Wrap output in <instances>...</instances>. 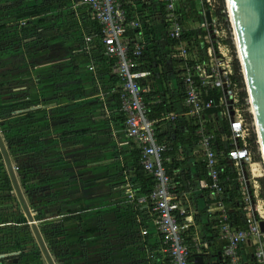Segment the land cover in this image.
Instances as JSON below:
<instances>
[{"label": "crops", "instance_id": "1", "mask_svg": "<svg viewBox=\"0 0 264 264\" xmlns=\"http://www.w3.org/2000/svg\"><path fill=\"white\" fill-rule=\"evenodd\" d=\"M50 2L57 7V27L60 21L65 23L66 5L74 9L80 6V0H0V24L6 26L0 30V113L11 106H18L15 112H19L20 106L26 105L24 110L30 116L27 130L32 139L37 136L36 145L41 151L35 160L41 166L40 175L34 164L30 166L32 180L22 189L23 196L28 197L30 216L39 223L33 210L42 209L41 220L56 227L51 233L47 230V234L39 229L55 264H168L151 205L131 189V159L138 148L114 123L118 100L109 77L116 75L115 71L94 67L90 71L84 66L77 69L65 50L68 45L40 44L37 37L43 33L42 27L24 32L18 27L19 21L36 24L45 17L49 19L51 12L23 21L16 17ZM138 2L132 0L127 7L130 19L140 16ZM197 7L201 8L198 4ZM186 14L185 30L199 31L202 13L195 19ZM154 16L158 24V13ZM155 30L159 51L164 54L168 46L163 42L162 28L157 26ZM61 51L65 59L60 57ZM140 67L139 70H152L151 76L143 80L152 96H163L168 91L173 112L178 116L175 126H162L158 136L161 140L176 139L173 136L177 133L183 141L176 140V146L186 145L184 153L173 150L182 165L173 175H188L183 184L174 182L175 192L194 220L186 232L185 246L192 250L193 243L200 242L209 254L206 258L194 254L191 264H196V257L202 258L203 264H217L222 244L211 232L207 211L210 193L195 166L202 162L201 155L195 143L191 149L188 147L191 125L182 115L180 62L166 58L162 66ZM152 98L149 101L155 100ZM187 150L191 152L186 153ZM13 197L0 210V225L7 224L9 238L0 242V264H13V260L17 264H45L25 214ZM18 212L24 215L23 219H18ZM5 213L8 214L3 216Z\"/></svg>", "mask_w": 264, "mask_h": 264}, {"label": "built area", "instance_id": "2", "mask_svg": "<svg viewBox=\"0 0 264 264\" xmlns=\"http://www.w3.org/2000/svg\"><path fill=\"white\" fill-rule=\"evenodd\" d=\"M131 1L80 0V5L88 7L101 27L104 55L113 61V70L120 81L119 112L125 118L124 132L136 144L140 151L141 166L154 182L149 201L154 226L163 238V252L169 264H191L194 254L203 258L209 254L200 242H194L192 250L185 246L186 232L194 225L193 216L181 205L180 197L175 192V183L165 169V165L171 161L169 155L173 149L169 143L158 140L160 128L169 123L174 127L178 116L171 112L157 116L149 114L150 105H157L160 98L152 96V90L143 83L152 73L139 70L137 60L152 47L149 27L154 25L152 28L156 34V20H148L151 18L149 8L141 10L142 16L130 19L127 7ZM137 1L142 5L145 0ZM188 1L199 4L203 9L199 31L204 34L205 48L200 60L195 51L191 50L189 42L182 40L185 28L180 21L182 14L179 15V10L187 9ZM157 2L163 5V35L176 44L171 51L178 54L181 65L180 79L184 94L182 115L195 127V145L209 180L207 190L210 193V206L207 211L212 221L210 229L222 244L221 260L227 264H264V232L260 229V223H264L260 183L264 177V162L239 64L238 73L235 70L237 51L236 58L233 48L228 44V41L232 45L235 43L225 2ZM206 12L210 13V23H207ZM131 31L135 32L133 39L127 35ZM155 41L160 45L159 37ZM87 42L89 39L86 38ZM168 52L170 49L166 50V56ZM89 70L93 71V67L90 66ZM237 76L240 81L235 79ZM213 93L216 95L212 96ZM150 98L155 100L149 101ZM166 100L170 103L168 96ZM212 110H216L220 119L226 123V129L219 128L218 133H213L209 128L215 115L206 117V112ZM252 144L259 150L258 155L253 151ZM176 151L184 153L183 146L178 145ZM257 156L260 159L255 160ZM223 162L232 169L233 179L224 176ZM13 167L20 180L23 173ZM5 173L0 161V210L3 204L10 202L9 194L4 190ZM231 181L237 184L238 202L245 212L243 229L232 226L224 203L225 185ZM7 227V224L0 225V242L7 237Z\"/></svg>", "mask_w": 264, "mask_h": 264}, {"label": "trees", "instance_id": "3", "mask_svg": "<svg viewBox=\"0 0 264 264\" xmlns=\"http://www.w3.org/2000/svg\"><path fill=\"white\" fill-rule=\"evenodd\" d=\"M67 1H71V0H67ZM55 3L54 2H50V4L48 5H40V6H35L33 7L31 10H29L26 13H22V14H18L17 15V20H24V18H38V17H42V16H48L51 12V9L53 8V5ZM71 4V3H70ZM199 5V4H198ZM140 16H142L141 10L144 9H148L150 10V17L148 18V20L152 21V19L155 17V13H158V17H159V23H155L158 27L162 28V31H164L163 29V24L161 22V16L163 13V5H161L160 3L157 2V0H145L142 2V5L140 4ZM201 7V6H200ZM187 9H180L179 10V15H181L180 21L182 23V25L184 24V12H187L186 15H191V17H194V19L196 17H198V13H202V7L200 9H197V3H194L192 1H188L187 2ZM143 9V10H144ZM145 11V10H144ZM143 12V11H142ZM62 14L60 13V16ZM68 21L70 24H62L59 25V27H56L55 25H53L51 22L52 19L51 17L48 19V17H45L44 19L38 21L36 24H32V23H27V22H18V27H20V29L24 32V31H28L32 30L31 28H35L36 27H42V31L43 33L37 37L38 43L40 44H48V43H54L55 41H57L59 38H66L68 39L70 35H72V33L74 31H79L81 33V37L78 39H71V45L67 48V52H69L71 54V62L75 63L76 66L75 68H79V66H84L89 68L90 66L94 67V68H104L106 70H108L109 72H111V70L113 69V61L108 59L107 57H105L104 55V45H103V35H102V31H101V27L98 23V21L95 20L92 12L88 9L87 6L84 5H80L78 8L74 9L71 6L69 15H68ZM186 22V21H185ZM23 23V24H22ZM185 25V24H184ZM183 25V26H184ZM154 25L150 26V39H151V43H152V47L150 49H147L146 52L142 55L141 58H139L137 60V63L139 64V66H141V64H143L142 67H140L141 69H147V67L149 68V65H155L156 67H159L160 65L162 66L163 61L166 58H169V60H174L176 62L179 61L178 59V54L175 51H171V48L174 47L176 44L173 43L172 41H170L169 39H167L166 37H164L163 42L166 46H168L167 50L170 49V52H168V56L162 53H160L159 51V44L156 43L155 39V33L153 31V27ZM156 26V27H157ZM6 26L5 24H0V30L4 29ZM163 34V32H162ZM128 37L129 39H133L135 36V32L131 31L128 32ZM203 32L201 31H193V32H188L186 33V30L184 32V35L182 37V40L189 42L191 50L195 51L196 55H197V59L200 60L202 58V54H203V50L205 48L204 42H203ZM89 39V42L85 43V39ZM155 38V39H154ZM70 39V38H69ZM228 44L230 45L231 48H233L232 42L228 41ZM178 64V63H177ZM152 72L151 69H148ZM235 70L236 73H238L239 71V67H238V63L235 61ZM110 81H111V85L112 88L115 90V94H114V98H116L118 100V110H117V115L114 119V123L115 124H119L121 126V128H124V123H125V118L124 116L119 112L120 109V102H119V85H120V81L118 79V77L114 74H110ZM237 81H240V77L237 76V78H235ZM182 83L179 80V91H180V98L183 100L184 99V94L181 91L182 90ZM168 91H164L163 96L160 95L159 98V103L157 105L151 104L149 107V114L150 115H154L157 116L160 113H165V112H173L172 106H171V102L169 103L166 100V96L169 97V100L171 99L170 95L167 94ZM74 94H77L74 93ZM216 93H213L212 96H215ZM26 105H22L20 106V109L24 108L25 109ZM18 108V106H11V107H7L5 111H12L14 112L16 109ZM215 115L214 120L212 121V125L209 126V128H211V130H213V133H218V129H226V123L225 121H223L222 119H220V117L218 116V112L215 110L212 111H208L206 112V117L208 118L210 115ZM29 115V114H28ZM28 122H24L21 125H19V123L14 126L11 127L9 126V130L12 128H17L19 126H23V125H27ZM191 125V135L190 138L188 139V147L189 149H191L190 146H192L195 142H196V138L194 137V131H195V127L192 125V123H189ZM178 132V131H177ZM177 133L174 134L173 137H175L176 139L172 138V139H167V140H161V138L158 136V140L161 143H169L171 149L173 150H177V141L178 136L176 135ZM171 138V137H170ZM180 140L183 141V139L181 138ZM181 141V142H182ZM181 145L182 144H178ZM217 145L219 146V141H217ZM186 146V145H185ZM183 147V151H185L186 147ZM253 146V151L256 153L257 149H256V145L252 144ZM188 152L186 153H190V150H187ZM177 153V152H176ZM168 155V154H167ZM165 155V157L167 156ZM171 159L170 163L165 165V169L168 173V175L173 179L174 182L176 183H182L183 184V180L184 178L188 180V175H185L184 172L180 173L178 172L177 175H173L174 171H177L179 169H181V163L176 161V155L174 153H172L171 155H169ZM258 156L257 159L258 160ZM2 160L1 156H0V161ZM14 160V158H13ZM12 160V162H13ZM132 160V173L133 175L130 178V183H131V189L133 191V193L135 194V196H139V197H143L144 199H146L145 202H147L150 205V201H149V196L151 193V190L153 188L154 182L152 180V178L150 176H148L146 174V172L144 171L143 167L141 166L140 163V151L137 149L136 150V154L134 155V157L131 159ZM127 163V162H126ZM181 165V166H180ZM197 172L199 173L200 176H202V179H204L207 183V185L209 184V180L207 178V173H206V169H205V165L201 162L199 164H195ZM223 166V170H224V176L229 177L230 179H233L234 175H233V171L232 169L226 164V163H222ZM16 168H18L17 166H15ZM171 170V172H170ZM18 176V175H17ZM19 178V176H18ZM21 178H23V180H21ZM31 180V175H24V176H20V186L21 189H24ZM28 183V184H27ZM261 183V187L263 186V190H264V180H260ZM4 190H6V192L8 193L9 191L12 192V187L9 181L8 176L4 175ZM225 198H224V203L228 209L229 212V220L232 224V226L236 229H243L245 226V212L243 210V208L241 207V205L239 204V192L237 189V184L235 181H231L230 183H226L225 185ZM9 194V193H8ZM10 198V195L9 197ZM262 198L264 199V195L262 196ZM13 199H15L13 197ZM17 203V202H16ZM18 206V205H17ZM151 208V206H149ZM19 211V210H17ZM19 214L17 215L18 219H23L24 215L21 212H18ZM33 214H35L34 216L36 218H38L37 220L39 221L40 225H39V229L40 231H42V233H46L47 234V230L48 233H51L50 230H52V228H56L53 227V224L50 221H43L42 219V215H43V210L42 209H37L36 211L33 210ZM43 221V222H42ZM54 232V231H52ZM164 248V247H163ZM219 259H217V264H227L224 263V261H222L221 259V254H219L217 256ZM168 261V259H167ZM169 264V261H168Z\"/></svg>", "mask_w": 264, "mask_h": 264}, {"label": "water", "instance_id": "4", "mask_svg": "<svg viewBox=\"0 0 264 264\" xmlns=\"http://www.w3.org/2000/svg\"><path fill=\"white\" fill-rule=\"evenodd\" d=\"M224 2L264 162V0H224ZM205 16L207 23H210V13L206 12ZM0 156L17 202L25 214L45 264H55L36 222L30 216L29 207L1 135ZM260 229L264 232V223H260ZM194 260L196 264H203L200 257ZM13 264H17V260H13Z\"/></svg>", "mask_w": 264, "mask_h": 264}, {"label": "rangeland", "instance_id": "5", "mask_svg": "<svg viewBox=\"0 0 264 264\" xmlns=\"http://www.w3.org/2000/svg\"><path fill=\"white\" fill-rule=\"evenodd\" d=\"M56 8L57 7H53L51 9V13H52L51 14V19L53 21L51 23H53L57 27V20H56V18H57L56 17L57 16V11H56ZM70 9H71V5H69V4L66 5L65 12H64V19H65V24L66 25L67 24H70L69 21H68V15H69ZM62 24L63 23L60 21L59 22V25H62ZM230 36H232V35H230ZM80 37H81V33L78 30L77 31H74L72 33V35L69 36L70 39L69 38L68 39L61 38V40H59L60 42H58V41L54 42V47H57L59 45L61 47V45H64V44L69 45L71 43V41H70L71 39H73V38L74 39H78ZM67 48H68V46L65 48V50H67ZM235 51H236L235 44H233L232 52H233L234 57L237 58ZM63 53L64 52H62V51L60 52V57L61 58H64L65 57ZM65 54L67 56V53H65ZM235 61H237V63L239 64L238 59H236ZM54 81H56V80L54 79ZM69 81H71V80H69ZM26 108H27V106L25 107V109ZM17 110L18 109H16L15 111H17ZM15 111L14 112H12V111H2L0 113V135H1L2 139H3V142H4L5 147L7 148V151L9 153L11 162H12V160L14 158V160L12 162V165L13 166H17L18 169H19V171L23 173L22 174L23 176L25 174L26 175L27 174L28 175H31V172H30L31 171V167L27 164L28 161H30V159H31L30 153L31 152L33 153L32 155H33V158L35 160L36 158H38V156L41 153V151H40V149L36 145V143H37L36 142L37 141L36 140L37 139V136L36 135L32 139L35 148H34V151L33 150L31 151V149H30L31 148V138L30 137H32V136L29 133V130H27L25 127L18 128L16 130H11V129L9 130L8 129L9 126L14 127L18 123H24V118H22V113L24 111H19V112H15ZM12 125H14V126H12ZM15 143H17V144H15ZM256 149H257V147H256ZM258 153H259V150L257 149L256 154L258 155ZM17 157H18V161H17ZM256 159H257V157L255 158V160ZM1 161H2L3 169L6 172V168L4 166L3 160H1ZM34 166H36L35 169L37 170L38 175H40L41 172H40V170H38V167H39V169H41V166L40 165H37V164L34 165ZM6 175H7V172H6ZM261 179L264 180V177L261 178ZM17 180H18V182H20V180L18 178H17ZM21 180H23V178H21ZM261 189H262L261 190V197H262L264 195L263 186H262ZM8 193H9L10 197H13V196L15 197V194H14L13 191L12 192L9 191ZM24 197L26 198V202H27L28 206H30L29 203H28V200H27L28 199L27 195L25 194ZM15 199H16V197H15ZM261 200H262L263 205H264V199L262 198ZM263 210H264V208H263ZM37 225L39 226L40 223H37ZM100 232L101 233L102 232L104 233V230L103 231L100 230Z\"/></svg>", "mask_w": 264, "mask_h": 264}, {"label": "flooded vegetation", "instance_id": "6", "mask_svg": "<svg viewBox=\"0 0 264 264\" xmlns=\"http://www.w3.org/2000/svg\"><path fill=\"white\" fill-rule=\"evenodd\" d=\"M21 111H24L23 113H22V117L24 118V122H28L29 121V115L25 112V110H24V108H22V109H20ZM22 127H25L26 129H27V127H28V125H23V126H19V127H17V128H12L11 130H16V129H18V128H22ZM31 138V151L33 150L34 151V148L35 147H33V140H32V137H30ZM15 144H17V143H15ZM33 153L31 152L30 153V155H31V159H30V161H28V165L29 166H32L33 164L34 165H36L37 163H36V159L34 160V158H33V155H32ZM17 161H18V157H17ZM31 172V171H30ZM36 177H38V175H36ZM32 180V179H31ZM30 180V181H31Z\"/></svg>", "mask_w": 264, "mask_h": 264}]
</instances>
